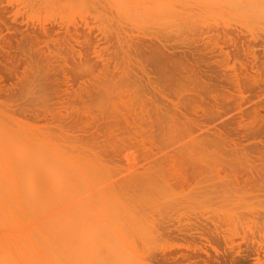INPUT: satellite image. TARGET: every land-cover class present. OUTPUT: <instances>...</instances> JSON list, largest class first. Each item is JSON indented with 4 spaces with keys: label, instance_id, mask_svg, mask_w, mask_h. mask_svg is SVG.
<instances>
[{
    "label": "rangeland",
    "instance_id": "374dc122",
    "mask_svg": "<svg viewBox=\"0 0 264 264\" xmlns=\"http://www.w3.org/2000/svg\"><path fill=\"white\" fill-rule=\"evenodd\" d=\"M0 44V165L69 170L72 264H264V0H0ZM7 182L0 264H37Z\"/></svg>",
    "mask_w": 264,
    "mask_h": 264
},
{
    "label": "bare ground",
    "instance_id": "6f19581e",
    "mask_svg": "<svg viewBox=\"0 0 264 264\" xmlns=\"http://www.w3.org/2000/svg\"><path fill=\"white\" fill-rule=\"evenodd\" d=\"M43 27V26H42ZM41 28V27H40ZM44 28H46V27H44ZM60 28V27H59ZM82 28V27H81ZM62 29V28H61ZM79 29V28H78ZM42 31H43V29H42ZM88 31V30H87ZM51 32V31H50ZM49 33V32H48ZM47 33V34H48ZM85 33H86V30H85ZM89 33V32H88ZM1 45V44H0ZM98 46V45H97ZM1 51H3V49L1 50ZM0 51V52H1ZM146 72V71H145ZM145 72H144V74H145ZM147 73H148V71H147ZM145 76H146V74H145ZM147 76H149V75H147ZM146 76V77H147ZM149 77H151V76H149ZM152 78V77H151ZM150 80V79H149ZM152 80V79H151ZM150 80V81H151ZM149 82V81H148ZM23 155V154H22ZM4 159V158H3ZM2 159V161H4ZM18 159H20V157L18 158ZM16 161V160H15ZM1 162V161H0ZM7 162H8V160H7ZM11 162H14V161H11ZM5 163V162H4ZM17 163V162H16ZM2 164V163H1ZM13 164H15V162L13 163ZM13 164L11 165V164H7V165H3V166H1L0 165V183L2 182V183H4V182H7V181H12V182H15L18 186L20 185L18 182H20V183H22L21 185H23V187H21L20 188V186H19V188L18 189H21V191H23V188H24V184H26V183H32L33 181H34V179H33V181H26L27 180V178H25L22 174H20V176H19V179L16 177V176H18L19 174H18V171L19 172H22V171H24V170H17V167L19 166V168H20V164H18L17 166L16 165H14L13 166ZM23 166V165H22ZM24 167V166H23ZM23 167L22 168H20V169H23ZM16 168V169H15ZM30 168V167H29ZM42 168H44V167H42ZM41 168V169H42ZM32 169V168H31ZM34 169V168H33ZM44 169H46V168H44ZM43 170V169H42ZM49 170V169H48ZM17 172V175L15 174L16 172ZM31 171V170H30ZM52 171V170H51ZM50 171V172H51ZM54 171V170H53ZM63 171H65V174H64V176H61V178L63 177V179H60L59 178V180H58V183H57V180L55 179V178H53L54 179V181H55V183L52 185L51 183H52V181L50 182L49 181V179L48 180H45V181H43L44 179V177L41 179L42 181H40L39 182V180L37 181V179H36V181L35 182H33L32 183V189L33 190H28V196H29V194H30V196L32 195V201H33V203L35 202V207H38L39 205H40V207H42V209L43 210H41L43 213H41V215L42 216H40L41 218H40V221H39V223H37V224H39V227L37 226V229H38V231L39 232H37L38 234H37V236H36V238H38L39 240H36V242L37 241H39V242H37L38 244H39V253H37V254H39V262H37L38 260H36L35 258V260H36V262H37V264L39 263V264H72V262H71V258H70V254H69V249H70V247H69V245H68V243H69V237H68V233H70L71 232V230H72V213H71V209H72V207H71V205H70V198H68L69 196H68V188H70V187H68V185L70 184L71 185V183H70V180H69V176H67V174L69 173L68 171L69 170H63ZM26 172V171H25ZM33 173H34V171H32ZM41 173V175H42V173L43 172H40ZM46 173V172H45ZM45 173H43V174H45ZM48 174H49V171L47 172ZM64 172H62V174H63ZM24 174V173H23ZM27 174H28V171H27ZM48 174H45L46 176L48 175ZM52 174H54V172H52ZM56 174V173H55ZM24 177V180L26 181V183H24V181L21 179V177L22 176ZM27 176V175H26ZM30 176V175H29ZM32 176H33V174H32ZM34 176H36L35 174H34ZM50 176V175H49ZM53 176V175H52ZM55 176V175H54ZM58 176V175H57ZM67 176V177H66ZM37 177H39V176H37ZM48 177V176H47ZM56 177V176H55ZM58 177H60V176H58ZM30 178H32V177H30ZM34 178V177H33ZM50 178H52V177H50ZM22 180V182L21 181H19V180ZM18 180V181H17ZM29 180V179H28ZM47 181V182H46ZM37 182V183H36ZM48 182H50V183H48ZM1 183V184H2ZM8 183V182H7ZM6 183V184H7ZM15 183H12V184H15ZM5 184V183H4ZM9 184V183H8ZM11 184V185H12ZM15 184V185H16ZM49 184L51 185V191L50 192H52V193H50L49 192V188H50V186H49ZM16 185V187H18ZM69 185V186H70ZM48 186H49V188H48ZM15 187V186H14ZM30 187H31V185H30ZM67 187V188H66ZM57 188V189H56ZM15 189V188H14ZM17 189V188H16ZM15 189V191H17ZM61 189V190H60ZM58 190V191H57ZM61 192H60V191ZM67 190V191H66ZM14 191V190H13ZM12 191V192H13ZM19 191V190H18ZM18 191L16 192V194L18 193ZM30 191V192H29ZM31 191H33V193L31 192ZM48 191V192H47ZM70 191V190H69ZM24 192V191H23ZM23 192H21V193H23ZM27 192V191H26ZM59 192V193H58ZM14 193V192H13ZM48 193H50V194H48ZM36 195V197H37V200L35 201V199L33 198L34 197V195ZM52 194V195H51ZM17 195H19V194H17ZM39 200V201H38ZM36 202H38L39 204H37ZM38 205V206H37ZM31 206V205H30ZM32 206L34 207V205L32 204ZM39 207V208H40ZM39 208H38V210H39ZM29 209V208H28ZM30 210V209H29ZM32 210V209H31ZM40 212V211H39ZM31 223V222H30ZM29 223V224H30ZM36 228V227H35ZM36 230V229H35ZM33 231V230H32ZM28 232V231H27ZM32 234V233H31ZM33 234H34V232H33ZM36 234V233H35ZM34 234V235H35ZM28 235V234H27ZM31 243V242H30ZM37 244V245H38ZM32 245V244H31ZM31 249V248H30ZM28 254H29V251H28ZM31 254H33V253H31ZM30 254V255H31ZM37 256V255H36ZM30 257H32L33 258V255H31ZM29 257V258H30ZM27 258V257H26ZM25 258V259H26ZM29 258H27L26 260H29ZM33 259V260H34ZM34 260V261H35ZM33 263V262H32ZM27 264V263H26ZM28 264H31V262H29L28 261Z\"/></svg>",
    "mask_w": 264,
    "mask_h": 264
}]
</instances>
